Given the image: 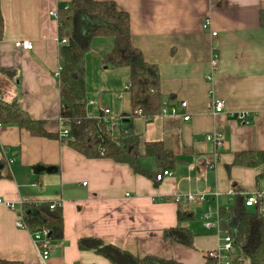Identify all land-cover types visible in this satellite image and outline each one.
Segmentation results:
<instances>
[{"label": "crops", "instance_id": "crops-1", "mask_svg": "<svg viewBox=\"0 0 264 264\" xmlns=\"http://www.w3.org/2000/svg\"><path fill=\"white\" fill-rule=\"evenodd\" d=\"M112 1L130 17L132 44L158 66L161 98L177 107V116L133 119L142 143L163 142L175 152L173 174L157 181L161 169L149 158L141 162L150 177L135 173L126 163L87 158L59 139L32 136L23 128L0 123V198L15 207L0 204V259L23 264H112L77 246L81 237H98L138 257L204 264L205 252L217 246L216 231L203 226L204 216L213 223L221 207L228 209L234 230L242 196L264 187V163L256 168L232 164L238 152L264 154V26L260 25L264 0ZM69 2L0 0V69L14 70L12 77L0 72V97L16 100L31 118L46 120L48 132L58 134L64 130L57 78L58 23L49 12ZM207 17L214 36L202 29ZM19 40L30 41L32 48L15 46ZM112 47V37H96L85 55L86 109L96 115L109 108L117 118H129V93L123 88L129 70L100 66V55ZM212 47L218 54L213 70ZM209 91L224 100L226 112L210 113ZM181 101L187 102L186 108ZM238 111H248L250 121L242 123L230 114ZM182 114L189 120L184 121ZM213 131L222 139L216 152L205 139ZM214 156L215 163L208 166ZM259 172L262 176L257 179ZM187 193H205L206 199L175 203L176 194ZM53 201L60 203L62 234L50 238V255L41 263L30 231L16 227L15 221L25 222L33 214L31 207ZM178 209L194 216L181 223L183 227L194 231L193 227L200 229L197 223L191 225L194 219L201 221L204 232L196 234L194 249L163 241V229L177 224Z\"/></svg>", "mask_w": 264, "mask_h": 264}, {"label": "trees", "instance_id": "trees-1", "mask_svg": "<svg viewBox=\"0 0 264 264\" xmlns=\"http://www.w3.org/2000/svg\"><path fill=\"white\" fill-rule=\"evenodd\" d=\"M58 89L60 98V123L67 130L65 137L46 130L47 121L33 119L16 100L6 101L0 97V123L11 124L27 130L32 136L59 139L87 158H109L128 164L135 173L150 177L141 162L146 157L159 169H173L177 159L175 152L163 142H141L135 132L133 119L141 111L147 121L160 111V75L158 66L148 62L140 49L131 41L130 17L119 10L112 0H70L67 6L57 9ZM260 25L264 26V10L260 12ZM2 16L0 13V39L2 37ZM96 37H112V49L99 57L104 69L125 67L129 70L128 89L131 114L122 118L115 130L108 115L98 112L87 113V92L85 83V55L90 51ZM67 42L62 43V39ZM1 73L10 74L12 68H1ZM14 76V75H13ZM141 145L143 148H141ZM142 149V151H141ZM143 153V154H142ZM264 163L262 151L235 153L233 165L260 167ZM262 173L257 174V179ZM33 214L24 222L30 231L47 228L50 238L62 234L60 207L49 208V203L31 207ZM189 211L178 209L174 227L162 231L164 242H170L194 249L196 234L181 223L193 219ZM219 229L233 235L234 262L247 260L249 264H264V216L257 210L240 209L234 230L230 223L231 213L221 207L218 212ZM231 226V227H230ZM80 250H90L103 256L112 264H182L172 259L155 256L138 257L98 237H81L77 240ZM0 264H23L20 261L0 259ZM204 264H215L207 259Z\"/></svg>", "mask_w": 264, "mask_h": 264}, {"label": "built area", "instance_id": "built-area-1", "mask_svg": "<svg viewBox=\"0 0 264 264\" xmlns=\"http://www.w3.org/2000/svg\"><path fill=\"white\" fill-rule=\"evenodd\" d=\"M50 16L57 18V9L51 10L49 12ZM202 29L203 30H208L210 35H216L215 31L211 30V21L210 18L207 17L203 20L202 23ZM59 42V40H58ZM62 43L67 42L66 39L61 40ZM15 46L18 47H23L25 49H31L32 48V43L28 40H19L15 42ZM217 49L215 47H212V57H211V67L212 70L216 68L217 66ZM59 70V68H58ZM58 76V72H57ZM207 79L211 81L212 75L209 74L207 76ZM130 87V81L124 85V89L128 90ZM210 93V101H209V110L210 113L214 116L220 113H224L225 111V102L222 99L214 97V94H212V91H209ZM92 103V101H89ZM88 102V103H89ZM180 106L182 108H186L187 102L186 101H181ZM101 112H104L105 114L108 115L109 121L112 124L113 129H117L118 126L120 125V118H117L114 116L109 108H104ZM136 113L139 116H142L147 120L145 116L141 113V111L137 110ZM230 114L235 115L236 118L241 121L242 123L249 122V112L248 111H238L236 113L231 112ZM159 116H177V107L173 105H169L168 101L166 99H161L160 101V111L157 114ZM189 115L188 114H182V119L184 121L189 120ZM60 137H65L67 135V130L64 129L62 131H59ZM205 139L207 141H210L214 148L215 152L217 149L222 145V139L221 135L216 132H210L206 135ZM216 161V158L214 156L213 159L208 161V166H212ZM173 174V171L171 169H161L160 172H158L155 175V180L159 181L162 180L164 177L171 176ZM217 193L214 194L216 196ZM206 199V194L205 193H187V194H176L174 201L177 204L180 203H194V202H202ZM0 204L9 208V209H14V204L7 202L3 199L0 198ZM56 207H60V203L57 201H53L49 204L50 209H55ZM242 209L243 210H251V209H257L263 216H264V187L262 188H255L251 192H248L242 196ZM208 215L204 216V221H203V226L206 229H211L212 227L216 228V234H217V246L214 249L208 250L205 252V258L207 259H212L215 264H249L247 260H240L234 262V255L232 253L233 251V244H234V237L232 234L227 233V232H222L219 229V217L216 215L214 222H209L205 221V218H207ZM16 227L19 228H24L27 229L28 231L29 228L27 225L24 223L22 218H18L15 221ZM31 237H32V242L34 245V248L36 250V253L38 254V258L40 259L41 263H45L50 255L51 251V240H50V234L49 230L47 228H42L40 230L36 231H30Z\"/></svg>", "mask_w": 264, "mask_h": 264}, {"label": "rangeland", "instance_id": "rangeland-1", "mask_svg": "<svg viewBox=\"0 0 264 264\" xmlns=\"http://www.w3.org/2000/svg\"><path fill=\"white\" fill-rule=\"evenodd\" d=\"M195 223L199 225L200 229H197V227H193V230H194L193 233L197 234V233L204 232V229L201 227V221L194 219L193 224L191 225L193 226ZM197 224H195V226H197ZM213 229L216 231V228H213ZM214 230H212L213 233L215 232Z\"/></svg>", "mask_w": 264, "mask_h": 264}]
</instances>
